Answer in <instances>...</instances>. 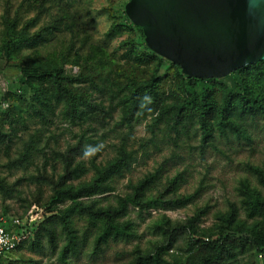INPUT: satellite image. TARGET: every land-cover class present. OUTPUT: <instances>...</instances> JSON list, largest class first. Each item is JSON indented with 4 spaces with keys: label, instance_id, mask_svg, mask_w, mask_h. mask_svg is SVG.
<instances>
[{
    "label": "rangeland",
    "instance_id": "1",
    "mask_svg": "<svg viewBox=\"0 0 264 264\" xmlns=\"http://www.w3.org/2000/svg\"><path fill=\"white\" fill-rule=\"evenodd\" d=\"M127 2L0 0V215L43 213L0 264H264V62L192 82Z\"/></svg>",
    "mask_w": 264,
    "mask_h": 264
},
{
    "label": "water",
    "instance_id": "2",
    "mask_svg": "<svg viewBox=\"0 0 264 264\" xmlns=\"http://www.w3.org/2000/svg\"><path fill=\"white\" fill-rule=\"evenodd\" d=\"M124 12L185 76L221 78L264 60V0H128Z\"/></svg>",
    "mask_w": 264,
    "mask_h": 264
},
{
    "label": "trees",
    "instance_id": "3",
    "mask_svg": "<svg viewBox=\"0 0 264 264\" xmlns=\"http://www.w3.org/2000/svg\"><path fill=\"white\" fill-rule=\"evenodd\" d=\"M133 26H135V25H133ZM136 27H138V26H136ZM141 31H142V29H141ZM142 37L144 38L143 32H142ZM262 62H264V60L259 61L255 64H251V66H259ZM238 70H240V69H238ZM25 75H26V73H23V76H25ZM39 75L40 74H37V76H39ZM43 75H45V74H43ZM188 78L192 82L200 80L198 78H192V77H188ZM189 103H190L189 100L184 101L180 106H178V111H183ZM254 105L256 107H261L262 109H264V106H262V104L258 101H255ZM247 106L249 108H252V106L249 105V103H247ZM207 113H208V105L203 104V110L200 114V117H204ZM221 114H222L221 120L225 121L223 113H221ZM206 135H207V132H205V136ZM95 188H97V185L94 184L93 186L80 187V188H77L74 190L73 189L55 190L54 196L51 198V201L58 200L60 195H65V196H67V198L71 202L70 208L89 212L90 211L89 206L82 205V203L80 202V198L83 197L86 193L93 192V190H95ZM144 204H145L144 202H142L138 199V193L135 192L132 196H128L125 198H119V204H118L117 208L98 210L95 212V214L103 216L105 218L107 224H108L109 229L117 231V227L115 225H112V221L114 220V218H118V217L124 215L128 205L143 206ZM252 237H253V244L256 247L258 254L261 255V258L263 259V263H264V236L260 235L259 233H253ZM191 241H197V242L201 243L202 245L209 246L215 253L220 252L221 243L217 239L191 237Z\"/></svg>",
    "mask_w": 264,
    "mask_h": 264
},
{
    "label": "built area",
    "instance_id": "4",
    "mask_svg": "<svg viewBox=\"0 0 264 264\" xmlns=\"http://www.w3.org/2000/svg\"><path fill=\"white\" fill-rule=\"evenodd\" d=\"M7 106L0 103V110ZM42 214L35 209L24 217L0 215V261L32 236Z\"/></svg>",
    "mask_w": 264,
    "mask_h": 264
}]
</instances>
